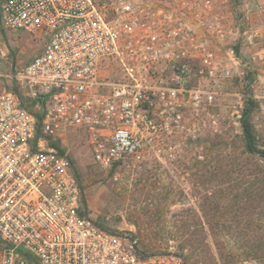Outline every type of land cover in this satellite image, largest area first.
<instances>
[{"label":"built area","instance_id":"built-area-1","mask_svg":"<svg viewBox=\"0 0 264 264\" xmlns=\"http://www.w3.org/2000/svg\"><path fill=\"white\" fill-rule=\"evenodd\" d=\"M230 1L0 0L2 27L44 42L5 75L23 92L0 90V264H183L85 214L59 148L79 134L103 170L172 176L187 149L203 160L229 82L250 97L240 48L251 28Z\"/></svg>","mask_w":264,"mask_h":264},{"label":"rangeland","instance_id":"rangeland-1","mask_svg":"<svg viewBox=\"0 0 264 264\" xmlns=\"http://www.w3.org/2000/svg\"><path fill=\"white\" fill-rule=\"evenodd\" d=\"M230 2L239 13L243 1ZM251 30L253 42H242L240 48L249 66L243 91L255 103V146L264 151L263 98L254 97L252 76L251 47L258 34ZM41 43L0 25V81L6 89L23 92L5 75L24 66ZM228 87L230 94L215 108L225 117L222 133L206 128L199 140L204 159L187 149L180 173L173 176L146 166L103 170L93 163L81 135L70 136L62 145L78 175L83 212L106 230L136 235L143 253L173 251L182 256L183 264H264V157L247 149L241 117L236 116L246 100L233 94L240 87L236 80Z\"/></svg>","mask_w":264,"mask_h":264},{"label":"crops","instance_id":"crops-1","mask_svg":"<svg viewBox=\"0 0 264 264\" xmlns=\"http://www.w3.org/2000/svg\"><path fill=\"white\" fill-rule=\"evenodd\" d=\"M241 11L243 12L246 24L248 27L254 29V32L258 34L256 43L254 47H251V50L254 55V66L252 71L253 83H254V97L259 99L264 96V52L263 46H259L263 42L262 38L264 37V4L263 0H253L250 2L248 0H242ZM248 3V4H247ZM35 39V37H33ZM246 42V41H245ZM42 42L40 48L36 51L37 54L43 47ZM248 48V47H247ZM34 54V55H35ZM5 88L3 82L0 81V90Z\"/></svg>","mask_w":264,"mask_h":264},{"label":"trees","instance_id":"trees-1","mask_svg":"<svg viewBox=\"0 0 264 264\" xmlns=\"http://www.w3.org/2000/svg\"><path fill=\"white\" fill-rule=\"evenodd\" d=\"M254 101L252 99L246 98V105L244 107V110L241 114L240 118V123H241V128L244 134V138L246 141V147L250 152H259L263 157H264V151L257 150L255 146V133H254V128L251 123V113L254 108ZM57 148H59L58 144H53ZM61 153H64V150L59 148ZM76 173V172H75ZM77 175V173H76ZM78 177V175H77ZM101 227V226H100ZM185 259V258H184ZM185 263V260H184Z\"/></svg>","mask_w":264,"mask_h":264}]
</instances>
